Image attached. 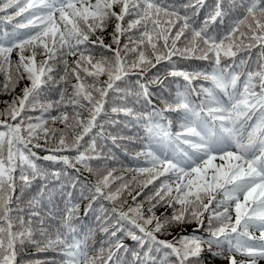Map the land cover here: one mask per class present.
I'll return each instance as SVG.
<instances>
[{
    "label": "snow or ice",
    "instance_id": "6c2138e0",
    "mask_svg": "<svg viewBox=\"0 0 264 264\" xmlns=\"http://www.w3.org/2000/svg\"><path fill=\"white\" fill-rule=\"evenodd\" d=\"M204 8L207 14L197 23ZM4 21L12 30L0 35L3 91L11 92L21 79L28 83L0 113V264H18L28 245L60 258L33 264H204L205 250L209 264L264 260V0H213L211 5L206 0H0ZM113 21L106 43L104 33ZM217 24L220 30L210 32ZM253 49L258 50L255 61ZM68 56L74 58L71 63ZM191 60L208 63L181 67ZM103 75L107 79L101 81ZM154 83L159 93L150 91ZM170 84L176 85L174 95ZM45 85L59 98L39 104ZM110 93L122 94L115 99L123 103L111 113L123 114V121L105 110ZM154 95L162 107L153 103ZM38 104L40 115L34 118L29 112ZM57 122L64 129H56ZM105 124L131 125L143 135L106 133ZM73 126L82 132L69 137L66 130ZM125 141L143 145L131 171L148 174L144 187L164 178L144 201L137 202L141 193L132 195L127 183L110 187L112 147L127 154ZM41 148L48 154L38 156L35 149ZM38 159L64 167L51 170ZM84 172L95 181H82ZM50 178L59 185H40L25 215L19 205L27 190L37 179ZM125 191L133 201L126 209ZM74 199L88 200L86 215L100 205L96 220L107 237L106 258L103 243L98 255H90L89 232L73 224ZM160 208L165 211L157 215ZM192 223L197 227L188 232Z\"/></svg>",
    "mask_w": 264,
    "mask_h": 264
},
{
    "label": "trees",
    "instance_id": "16d2710c",
    "mask_svg": "<svg viewBox=\"0 0 264 264\" xmlns=\"http://www.w3.org/2000/svg\"><path fill=\"white\" fill-rule=\"evenodd\" d=\"M187 2V0H178V3H185ZM206 3L208 5H211L213 3V0H206ZM116 11H119V9H116ZM208 9L204 8L200 10L199 15L196 17L197 23H201L204 19V17L207 14ZM16 20H20V17H16ZM114 21L109 24L106 32L104 33L105 36V42H109L110 41V33L113 30L114 27ZM227 24V21L225 22ZM213 27L219 31L221 26L219 24L210 27L209 31L211 32L213 30ZM12 30V25L7 23L6 21L4 22H0V35H3V33L5 31L7 32H11ZM257 49H253V55L251 57V59L253 61H255L256 59V53H257ZM240 55H247V53H240ZM12 61L15 63L17 61V56L16 53L14 52L12 54L11 57ZM43 59V57H38L37 60H41ZM69 63H71L73 61V57L68 56L67 57ZM206 61H199V60H191V61H184V63L181 65V67H185V66H191V67H206L207 66ZM160 66L157 65L156 69H151L147 75L149 77H152L157 69ZM14 71V68L12 69ZM107 79V75H103L100 77V80H106ZM131 81H135L136 77L134 75H130V77L128 78ZM172 78L169 77V80H171ZM5 81V76L3 73H0V113H2L6 107L5 105V101H11L14 97L20 96L22 95V89L25 86L26 83H28V81L25 79H21L17 82L15 88L11 91V92H4L3 91V84ZM118 84L121 85L122 88L124 87H131L130 84H124L121 83L120 81H117ZM167 83V81L165 82ZM200 83H207V82H203V81H194V84H200ZM181 86H183L184 82L181 80L180 81ZM150 91H152L153 93H159L161 88L160 85L158 83H154V84H150L149 85ZM168 89L171 91V93L174 95L175 90H176V85L175 84H170L168 85ZM69 91H71V89L69 88ZM116 95H122V94H111L110 93V97H112L109 101L108 104L105 105V110L108 112L109 115L113 116L114 119H120L121 121H123L124 119H126L123 114H120L118 117L115 114L111 113V108L113 106H119L120 104L123 103V101L119 100V99H115ZM165 95H168V91H165ZM59 95L58 93H49L48 92V85L43 86L42 90L40 91V95L38 97L39 100V104H46L49 102V100L51 99H58ZM129 100H131V98H129ZM153 103L157 106V107H162L161 102L156 98V96H153ZM39 104L37 106V108L34 111H30L29 115H31L32 117H37L40 115V108H39ZM142 110V109H141ZM84 114L83 118H87V109H82L81 110ZM69 112H71V107H69ZM56 114V110L53 109L51 112V115H55ZM48 114H45V118H47ZM100 119V118H98ZM4 120L3 116H0V122H2ZM10 123H12L11 120H9ZM103 122V121H101ZM71 123V121H70ZM48 126H53L52 122L49 120V124ZM54 127L56 129H64V125L57 122ZM94 131H98V129H94ZM67 135L69 137H73L77 134H79L80 132H82V129L76 126H73L69 129L66 130ZM105 132H112L113 134L120 132L122 135L125 136H133L135 133L139 132L141 135H143V131L142 129H137L131 125H129L127 128H125L123 126V124L113 127L109 124H105ZM58 135V133H57ZM91 135V134H90ZM90 135L89 136H85L84 137V141H82V144H84L86 146L87 142L90 140ZM41 144L44 143L43 139L40 141ZM98 143H100L98 141ZM125 145H127L128 151L127 154L125 153V149L122 148H116V147H112V151L115 153L116 155V160L114 162L111 163V167L115 169V172L113 173L115 179L113 180L112 184L110 185V187L115 190L116 188H118L122 183H127L131 186L132 188V195H135L137 192H140L141 195H139L137 197V202L140 201H144L145 197L151 195L154 191V186L155 187H159V183L160 180H163L164 178L161 177L158 180H153L152 184H147L146 187H144L143 185L145 184V182L147 181L148 174H140V173H134L133 171H131V169H133L134 167L137 166L136 160H135V153L137 151H140L142 148V143L140 141H134L132 143H129L127 141L124 142ZM109 144H111V142L109 141ZM81 150H83V148H81ZM35 151L37 152L38 156H43V155H47L48 152L45 151L44 149H35ZM105 153L108 152V148L104 149ZM74 155V153H72ZM219 163H221L219 160H217ZM37 164L41 165L42 167H48L51 170H60L62 169L64 166L60 165V164H51L50 162L47 161H43V160H37L36 161ZM92 165L95 167L97 162L96 161H92L91 162ZM141 165H143L144 161L143 158H141L140 161ZM66 171L69 174H74L73 169L68 168L66 169ZM106 174V173H105ZM18 175V173H17ZM95 176L94 175H90L88 172H84L83 176L81 177V180H89L94 182L95 181ZM122 178V179H120ZM61 179H67L66 177H62ZM60 183V181L56 180L55 178H50L47 180H40L37 179L36 181L33 182V187L28 189V193L29 195L27 197L24 198L23 203H20V207L24 208V214H27V211L29 210L27 207L28 204V200H30L32 198L33 195H35V193L38 191L39 186L42 184H47L49 187H55L58 186ZM175 185H173V192L172 195H175ZM16 195L19 196L20 192L19 189H17ZM132 195H129L127 193V191L124 192V195L122 197V199L125 201L124 204V208L126 209L128 205H132L133 201H132ZM73 203L78 205V209L76 212V215L74 216L73 219V224L77 227L78 230H81L82 232H89V239H88V246L90 249H92V251L90 252V255H98L99 254V250L101 248V245L103 243L104 246V257H107V252H108V244H107V237L105 236V234L101 231H99V227H100V223L96 220V216L98 215V213L95 211V209H98L100 207L99 204L94 205V210L89 212L87 215L85 214V208L88 204V200H79V199H74ZM107 207H111L110 204L106 203ZM146 206V205H145ZM60 207L63 208V202H60ZM179 207V205L177 206ZM165 211L164 208H160L157 211V215H160V212ZM207 224V213H205V225ZM197 225L195 223L189 224L186 226V230L188 232H191L192 229L196 228ZM201 235H206V233H204L203 231L200 233ZM72 234H69V236L71 237ZM121 235V238L123 240V242L130 248H134L135 244L126 236H123V234H119ZM256 235H258V233H256ZM161 238H167V239H171V237H161ZM114 250V249H113ZM204 262L205 261H209V254L208 252L205 250L204 254ZM53 257H56L57 259H60L59 257H57L56 253L53 251H48V252H43V253H36V250L31 246L28 245L27 247H25V249L18 255L17 257V261L18 264H33L34 260H45V259H51ZM238 260L242 259V257H240L239 255H237L236 257ZM128 259L130 260V254L128 256ZM246 259V258H245ZM218 260H222V259H218ZM228 264V263H227Z\"/></svg>",
    "mask_w": 264,
    "mask_h": 264
},
{
    "label": "rangeland",
    "instance_id": "374dc122",
    "mask_svg": "<svg viewBox=\"0 0 264 264\" xmlns=\"http://www.w3.org/2000/svg\"><path fill=\"white\" fill-rule=\"evenodd\" d=\"M216 163H219L218 161H216ZM233 216H234V213H233ZM227 260H218V259H215V260H211V264H227ZM204 264H209V261H205ZM258 264H264V260H261L258 262Z\"/></svg>",
    "mask_w": 264,
    "mask_h": 264
}]
</instances>
